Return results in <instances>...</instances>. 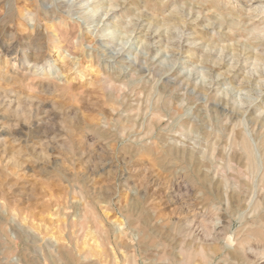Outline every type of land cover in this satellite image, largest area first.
Instances as JSON below:
<instances>
[{
    "label": "rangeland",
    "instance_id": "374dc122",
    "mask_svg": "<svg viewBox=\"0 0 264 264\" xmlns=\"http://www.w3.org/2000/svg\"><path fill=\"white\" fill-rule=\"evenodd\" d=\"M112 2L0 0V264H264V0Z\"/></svg>",
    "mask_w": 264,
    "mask_h": 264
},
{
    "label": "bare ground",
    "instance_id": "6f19581e",
    "mask_svg": "<svg viewBox=\"0 0 264 264\" xmlns=\"http://www.w3.org/2000/svg\"><path fill=\"white\" fill-rule=\"evenodd\" d=\"M110 1V5H109V7H110V9L111 8H114L116 5L114 4V2H112V0H109ZM118 4V3H117ZM101 7H99V5H96V6H94V7H92V11L90 12V15L88 16V17H85V18H87V19H89V20H91V18L93 17H95L96 16V14H97V12H98V10L100 9ZM107 8H108V5H107ZM109 9V10H110ZM90 10V9H89ZM111 10H113V9H111ZM87 16V15H86ZM174 19V18H173ZM172 20V19H171ZM220 21V24H223L224 22H227V20H226V18H225V16L224 17H220V19H219ZM231 24H234L233 22H231ZM114 25V24H113ZM121 26V25H120ZM119 27H118V25L116 24V25H114L113 26V29L115 30V29H118ZM122 28V27H121ZM105 29V28H104ZM119 30V29H118ZM112 31V30H111ZM114 32V31H113ZM119 33V32H118ZM110 36H111V34H110ZM127 38V37H126ZM260 40V39H259ZM102 41V40H101ZM208 56H206V58H207ZM258 58V57H257ZM53 84V83H52ZM244 139V138H243ZM248 141V140H247ZM243 149H244V151H245V153H246V155H247V157H248V159L246 158V160L247 161H249L250 163H253V160H252V158L254 157H252L251 155V150H250V147H249V145L246 143V142H243V144L241 145V144H239ZM262 149V148H261ZM241 151H243V150H241ZM243 151V152H244ZM253 166V165H252ZM83 193V192H82ZM80 195V194H79ZM81 196V195H80ZM83 196V195H82ZM83 197H85V196H83ZM81 202H84V204L86 203V201L84 200V198H82L81 199ZM83 204V203H82ZM89 205V204H88ZM84 207V206H83ZM84 209H85V211L87 212V209H89L88 208V206L85 204V207H84ZM257 209V208H256ZM90 211V210H89ZM88 211V212H89ZM256 211V210H255ZM89 214V213H88ZM89 215H92V212H91V214H89ZM92 217V216H91ZM95 217V216H94ZM85 218H86V216H85ZM84 218V219H85ZM82 220H83V218H82ZM95 220V219H94ZM86 223V222H85ZM96 224V223H95ZM83 224L81 225V228H83ZM95 226V225H94ZM80 228V229H81ZM103 231V230H102ZM83 232H85V230L83 231ZM86 233V232H85ZM83 236H84V233H83ZM87 236V235H86ZM100 236V235H99ZM225 238H223V240H224ZM222 240V241H223ZM226 240V239H225ZM225 240H224V242H225ZM96 242V241H95ZM223 242V243H224ZM234 242V241H233ZM96 243H100V242H96ZM227 243H228V239H227ZM97 245H99V244H97ZM97 245H96V247H97ZM204 257V256H203Z\"/></svg>",
    "mask_w": 264,
    "mask_h": 264
}]
</instances>
